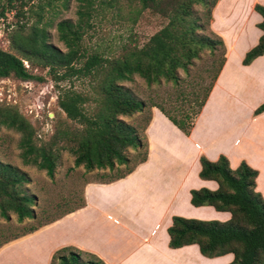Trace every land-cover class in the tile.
Returning <instances> with one entry per match:
<instances>
[{
	"label": "trees",
	"instance_id": "16d2710c",
	"mask_svg": "<svg viewBox=\"0 0 264 264\" xmlns=\"http://www.w3.org/2000/svg\"><path fill=\"white\" fill-rule=\"evenodd\" d=\"M1 1L0 19L4 20V15L9 13H13V18L19 15L23 17L25 0ZM75 1V22L61 20L55 26L57 40L62 43L65 51L48 44L46 32L38 24L34 23L26 30L20 22L5 26L6 29L10 28V48L19 57L0 49V79L13 77L20 81L40 80L23 66L24 60L30 67L47 68L55 83L72 77L86 80L89 87L86 93L65 89L60 90L56 97L57 107L73 124L63 130L57 140L67 143L74 167H82L85 172L104 169L110 172L121 166L126 167L129 163L126 155L128 150H134L136 156L139 155L136 164L143 162L146 154L143 131L152 107L159 110L184 135H188L193 119L203 106L224 60V47L219 37L212 32V37L196 33L203 32L205 26H208L207 19L217 0H128V3L136 7L135 14L150 10L166 18L167 22L141 47L122 46L117 56L110 57L96 52L89 53L80 43L85 33L92 28L94 16L104 9H118L122 0ZM194 6L204 10L205 24L193 16ZM253 10L261 17L257 28L262 34L257 44L245 53L242 65H248L264 52V7L255 4ZM216 47H220V58L210 63L216 66L208 77L207 87L202 91L191 92V98L187 100L188 104L196 105L193 118L188 114L177 118L152 103L146 106V103L137 100L122 85L137 76L147 86L162 81L177 86L181 82L178 70L188 75L194 62L199 61L204 52H207V56H213ZM146 110L140 132L120 119ZM263 111L264 102L254 110V115ZM0 127L19 134L17 148L23 165L32 166L44 171L48 177H53L57 148L54 150L53 145L47 144L36 146L30 124L12 108L0 107ZM198 161V178L214 181L217 189L190 190V205L209 206L218 212H228L230 218L218 222L172 217L166 229L168 247L178 249L196 245L199 254L205 258L230 253L233 260L229 264H264V202L254 191L257 172L243 162L231 170L223 156L214 162L200 156ZM136 164L110 181L124 177ZM25 177L14 167L0 163L1 218L7 219L8 214L12 213L19 222L35 219L32 210L34 197L23 190L27 182ZM47 224L30 227L22 234L5 240L0 247ZM80 255L81 251L63 247L53 253L50 264L52 261H57V264H103L97 258L96 262L82 263Z\"/></svg>",
	"mask_w": 264,
	"mask_h": 264
},
{
	"label": "crops",
	"instance_id": "0c3cea01",
	"mask_svg": "<svg viewBox=\"0 0 264 264\" xmlns=\"http://www.w3.org/2000/svg\"><path fill=\"white\" fill-rule=\"evenodd\" d=\"M255 4L264 7V0H217L214 5L209 29L222 41L224 60L189 134L150 108L143 131L145 160L122 178L85 184L82 207L2 245L0 264H50L53 253L63 247L89 253L104 264L233 260L230 253L205 258L196 245L171 249L166 229L172 217L229 219L227 212L189 203L190 190L217 189L214 181L198 178L200 156L210 162L223 156L231 170L242 162L255 170L254 191L264 202V111L254 115L264 102V52L241 64L262 34Z\"/></svg>",
	"mask_w": 264,
	"mask_h": 264
},
{
	"label": "rangeland",
	"instance_id": "374dc122",
	"mask_svg": "<svg viewBox=\"0 0 264 264\" xmlns=\"http://www.w3.org/2000/svg\"><path fill=\"white\" fill-rule=\"evenodd\" d=\"M128 2V0H122L118 9L109 8L97 11L98 13L92 20V28L82 37L80 44L83 49L85 48L89 53L96 52L104 57L117 56L122 46L132 47L135 45L141 47L152 34L166 24V18L150 10H143L135 14V5ZM76 6L75 0H25L22 9L23 17L19 15L17 18H13V13H9L4 15V20L0 19V49L19 57L10 48V28L6 29L5 26L20 22L25 25L26 30L32 24H38L39 27L44 28L48 44L62 52L65 51L62 43L57 40L55 26L61 20L75 22ZM211 11L207 19L208 26H205L203 32H196L197 34L201 33L212 37L209 29ZM193 13V16L200 18L201 24H205L204 10L200 6H194ZM220 52V47L215 48L213 56H207V52H204L201 59L194 62V65L189 68L188 75L178 70L181 82L177 86L162 80L159 84L147 86L137 76H134L131 82H124L122 85L137 100L146 103V106L152 103L162 107L177 118L183 114H188L190 118H193L196 105L194 103L188 104L187 100L191 98L189 94L202 91L207 87L208 77L216 66V64L211 65L210 63L219 60ZM22 61L23 66L28 68L30 74L40 78V80L20 81L13 77L0 79V107L14 109L30 124L34 131V144L36 146L47 144L53 145L54 150L57 148V160L52 178L48 177L44 171L23 165L17 148L19 134L11 129L0 127V163L10 165L26 176L27 182L23 185V190L34 197L32 210L35 215L34 220L25 219L22 222L17 221L16 216L12 213L8 214L7 219L0 217V244L22 234L30 227L47 224L82 207L84 205L82 189L85 184L95 181L109 182L125 173L140 158L139 155L136 156L137 153L134 150H128L126 153L129 159L127 166H121L119 169L110 172L107 169L85 172L82 167H74L73 156L68 150L67 143L57 140V136L62 134L66 128L72 127L73 124L65 118L57 107L56 97H58L60 90L65 89L86 93L89 89L87 82L72 77L55 83L47 68L30 67L27 62ZM146 114L147 110L120 119L140 132ZM95 258L97 257L86 252H81L80 255L82 263L96 262ZM51 264H57V261H52Z\"/></svg>",
	"mask_w": 264,
	"mask_h": 264
}]
</instances>
